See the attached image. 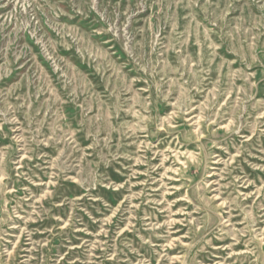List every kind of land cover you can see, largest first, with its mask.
<instances>
[{"label":"rangeland","instance_id":"374dc122","mask_svg":"<svg viewBox=\"0 0 264 264\" xmlns=\"http://www.w3.org/2000/svg\"><path fill=\"white\" fill-rule=\"evenodd\" d=\"M0 264H264V0H0Z\"/></svg>","mask_w":264,"mask_h":264},{"label":"bare ground","instance_id":"6f19581e","mask_svg":"<svg viewBox=\"0 0 264 264\" xmlns=\"http://www.w3.org/2000/svg\"><path fill=\"white\" fill-rule=\"evenodd\" d=\"M224 202V201H223ZM225 203H223V205H224Z\"/></svg>","mask_w":264,"mask_h":264}]
</instances>
